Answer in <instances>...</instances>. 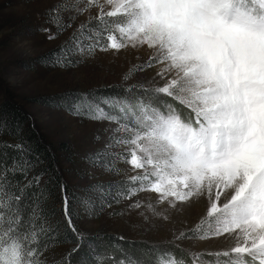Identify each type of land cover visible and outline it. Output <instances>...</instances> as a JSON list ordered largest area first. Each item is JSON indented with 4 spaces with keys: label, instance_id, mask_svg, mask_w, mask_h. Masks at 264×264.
I'll return each mask as SVG.
<instances>
[{
    "label": "snow or ice",
    "instance_id": "1",
    "mask_svg": "<svg viewBox=\"0 0 264 264\" xmlns=\"http://www.w3.org/2000/svg\"><path fill=\"white\" fill-rule=\"evenodd\" d=\"M45 15L56 28L42 27L48 41L75 24L69 39L44 58L49 67L78 66L98 53H127L138 61L122 75L121 94L79 92L61 105L74 117L108 125L95 136L103 146L84 160L118 179L83 190L84 214L127 200L128 212L146 222L141 209L168 221L204 203L199 223L166 244L232 237L229 249L190 253L193 264L205 255L223 256L224 264H264V0H56ZM141 72L148 73L144 82L127 83ZM11 128L0 117V135L18 139L0 141V264H48L45 253L59 231L48 206L51 192L40 187L45 172L35 171L42 161L22 131ZM7 149L16 153L10 163ZM57 184L63 220L78 242L73 251H79L91 237L76 226L67 185ZM117 240L126 238L113 237L121 255L93 249L96 264L101 258L105 264H185L159 245L150 246L149 258L126 255Z\"/></svg>",
    "mask_w": 264,
    "mask_h": 264
},
{
    "label": "rangeland",
    "instance_id": "2",
    "mask_svg": "<svg viewBox=\"0 0 264 264\" xmlns=\"http://www.w3.org/2000/svg\"><path fill=\"white\" fill-rule=\"evenodd\" d=\"M55 3L56 0H0V85L15 101L23 105L48 142L70 147L71 160L63 164L66 179L83 195V189L90 184L118 179L90 168L84 160L88 153L103 146L95 141V136L108 125L106 122L97 123L74 117L64 111L61 105L79 92L122 86V75L138 61L127 53H121L118 57L111 53H98L93 60L78 66H47L44 58L61 47L75 30L73 24L72 28L57 39H46V34L41 31L42 27L56 32L55 27L46 23L45 15L46 10ZM84 19L85 17H80L76 23ZM146 57L145 51L143 58ZM147 76L148 73H137L127 83L144 82ZM2 97L3 95L0 96ZM46 98H56V101L52 100L56 106L46 104L43 101ZM120 167L128 168L126 164ZM128 203L129 201L124 200L113 205L97 218L84 217L81 223L83 233H109L133 241L173 246L166 242L173 239L174 233L194 228L206 215L204 203L193 204L181 213H174L168 221L156 219L150 212L141 209L150 217L146 222L136 211L128 212ZM121 212L122 215H110ZM178 243L181 244L178 249L186 258L185 264H193L190 253L226 250L234 246L236 241L232 237L221 236L205 240L185 239ZM225 259L223 256L216 258L205 255L197 264H224Z\"/></svg>",
    "mask_w": 264,
    "mask_h": 264
},
{
    "label": "trees",
    "instance_id": "3",
    "mask_svg": "<svg viewBox=\"0 0 264 264\" xmlns=\"http://www.w3.org/2000/svg\"><path fill=\"white\" fill-rule=\"evenodd\" d=\"M5 90L6 89L0 85V96L3 95V97L0 98V117L6 118L11 122V131L13 133L17 129L22 131L23 139L28 141V143L31 145L34 156L38 157L39 160L42 161L35 171L45 172V175L40 182V187L44 188L47 184L48 191L51 192V199L48 201V206L49 208L54 209L56 212V215L53 218V223L59 224V231L57 234L58 242L50 247L45 253L48 264H96L93 255V249L95 250V253L115 252L116 256L119 257L121 255L120 250L113 248V237L119 236L109 233L88 234L91 237L88 242L82 244L79 251H73V249L77 248L78 242L75 236L67 228L66 222L63 220L57 181L62 180L67 185L69 193L74 196V200L72 202V207L75 213L74 220L77 228L81 232H83L81 223L84 217L97 218L107 208H105L99 215L90 216L84 214V211L80 205L83 195H80L78 191H76V187L71 185L66 179V169L63 165L64 163L71 160L70 158L72 157V152L70 147H68L66 144L58 145L48 142L36 128L34 122L32 121L31 115L26 111L23 105L15 101L14 98L11 97L9 93H7V91L5 92ZM120 90L121 86H115L108 89L92 90L89 92L100 96H113L121 94ZM55 99L56 98H46L43 101L46 102V104H49V106L54 107L56 104L52 100ZM70 99L66 100V102H63L65 106L70 102ZM0 141L13 145L18 143V139L15 137V135L8 134L7 132H5L3 135H0ZM3 150L4 149L0 148V151ZM6 151L8 153V161L10 163L11 157L16 155V153L13 151V149H7ZM49 181L51 182L49 183ZM97 234H102L103 239H97ZM116 243L122 246L124 254H131L137 258H149L150 253L148 250L150 246L159 245L150 244L139 240L133 241L129 239L124 241L117 240ZM159 246L170 248L177 260L182 258L184 262H186L184 254L178 248L163 244H160ZM69 254H71L70 257ZM165 259L167 260L169 258L165 257ZM100 264H105L103 258H101Z\"/></svg>",
    "mask_w": 264,
    "mask_h": 264
}]
</instances>
